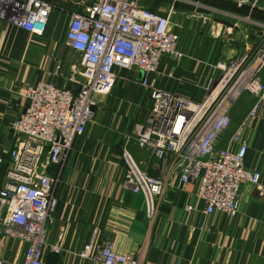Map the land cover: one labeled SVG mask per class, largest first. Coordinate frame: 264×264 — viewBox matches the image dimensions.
I'll return each instance as SVG.
<instances>
[{
  "label": "crops",
  "instance_id": "crops-1",
  "mask_svg": "<svg viewBox=\"0 0 264 264\" xmlns=\"http://www.w3.org/2000/svg\"><path fill=\"white\" fill-rule=\"evenodd\" d=\"M55 3L45 33L34 35L0 19V158L11 150L19 135L12 124L27 110V87L50 83L78 91L81 57L66 42L71 12L84 11L83 0H48ZM151 11L169 15L178 35V60L164 57L157 71L146 75L150 87H159L201 102L210 82L244 53L254 55L264 44V0L251 9L226 0H142ZM150 2L155 4L150 6ZM199 3L201 6H198ZM250 18V19H248ZM260 28V29H259ZM230 29V31H228ZM112 92L99 95L95 122L75 139L66 164L59 169L58 205L47 222L48 248L43 264H103L80 255L87 243L111 241L120 253L141 250L143 264H264V96L257 117L241 134L248 145L247 169L261 175L260 191L243 183L235 217L206 214L196 185L182 184L171 175L154 221L146 216L145 200L124 187L122 151L126 138L147 121L152 108L144 73L116 67ZM264 82V69L261 72ZM257 99L243 92L232 106L231 129L220 138L226 145ZM140 165L158 175L157 159L134 141L127 145ZM239 143L232 147L238 151ZM9 156L0 161V188ZM192 209H186V206ZM1 238V237H0ZM26 245L19 239H0L4 264H23Z\"/></svg>",
  "mask_w": 264,
  "mask_h": 264
},
{
  "label": "built area",
  "instance_id": "built-area-1",
  "mask_svg": "<svg viewBox=\"0 0 264 264\" xmlns=\"http://www.w3.org/2000/svg\"><path fill=\"white\" fill-rule=\"evenodd\" d=\"M226 1L251 9L258 6L257 0ZM83 2L87 9L71 12L66 32L67 44L81 57L79 90L50 83L27 87L28 108L12 124L18 141L13 149L3 150L0 158H10L0 188V239L15 238L26 245L23 264H43L48 248L61 251L58 244L47 241V222L57 208L56 188L61 181V171L53 173L50 168L66 164L75 139L95 122L97 97L114 89L116 67L141 71L143 86L150 88L152 108L147 121L127 136L122 151L124 187L144 197L149 222L155 220L174 172L182 184L196 185L195 194L209 215L222 212L235 217L243 183L263 190L260 173L245 166L248 145L241 134L256 119L264 96V44L254 55L244 53L226 65L221 76L210 82L205 99L195 102L150 87L146 78L157 71L164 57L178 60L183 56L169 15L149 10L142 0ZM55 7L48 0H0V19L42 36ZM260 26L263 30L264 24ZM243 92L257 101L229 142L220 146L221 136L232 127V106ZM130 141L157 159L158 175L140 165L127 146ZM235 143L240 145L238 151L232 149ZM80 255L103 264H143L141 250L120 253L111 241L87 243ZM4 263L0 253V264Z\"/></svg>",
  "mask_w": 264,
  "mask_h": 264
},
{
  "label": "rangeland",
  "instance_id": "rangeland-1",
  "mask_svg": "<svg viewBox=\"0 0 264 264\" xmlns=\"http://www.w3.org/2000/svg\"><path fill=\"white\" fill-rule=\"evenodd\" d=\"M154 4H155V2H154V3H153V2H150V6H151V5L153 6Z\"/></svg>",
  "mask_w": 264,
  "mask_h": 264
}]
</instances>
